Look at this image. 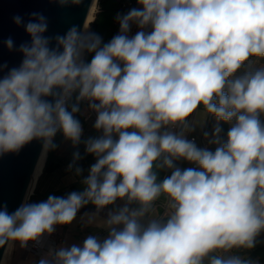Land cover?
I'll use <instances>...</instances> for the list:
<instances>
[{"label": "clouds", "instance_id": "clouds-1", "mask_svg": "<svg viewBox=\"0 0 264 264\" xmlns=\"http://www.w3.org/2000/svg\"><path fill=\"white\" fill-rule=\"evenodd\" d=\"M138 3L142 8L118 17L120 33L103 46L99 36L74 26L51 48V38L43 35L46 18L31 14L25 26L31 43L19 48L24 59L0 79V154L33 139L55 147L58 130L78 143V106L71 112L65 107L76 90L77 100L93 101L94 126L104 135L87 142L86 151L98 159L85 191L24 203L12 214L0 210V247L9 241L26 247L55 225L70 224L89 201L102 208L127 197L140 209L125 207L107 221L122 230L113 227L103 242L89 236L83 247L61 248L54 264H203L212 253L218 254L209 264H252L222 253L253 248L264 230V125L258 118L264 112V69L230 79L250 57H264V0ZM13 19L22 23L20 16ZM131 22L152 30L130 38ZM6 44L12 49L11 38ZM85 51L95 53L90 63L82 60ZM48 96L57 98L52 103L43 99ZM201 104L218 120L236 121L221 147L212 152L171 132L160 134L168 124L187 127ZM161 156L158 166L172 168L173 158H184L203 170L176 168L157 183L153 165ZM162 193L173 209L166 223L152 219L142 227L139 218Z\"/></svg>", "mask_w": 264, "mask_h": 264}, {"label": "crops", "instance_id": "crops-1", "mask_svg": "<svg viewBox=\"0 0 264 264\" xmlns=\"http://www.w3.org/2000/svg\"><path fill=\"white\" fill-rule=\"evenodd\" d=\"M84 55L85 52L82 55V60ZM260 69H264V57L253 56L250 57V59L246 61L243 66L235 74H233L232 77H230V79L242 77L246 73H252ZM70 95L66 98V100L70 97ZM91 103H93V101L84 103L82 100L81 110L79 112V115L76 117L82 127V134L79 142L73 143L71 139H67L66 137H64L58 148L55 149L51 154L47 166L46 156L44 166L37 176L33 187L34 190L32 194L34 195V199L32 203L40 202L48 198L49 196L54 195H62L61 197L67 198V195L72 192H83L86 190L87 185L84 183V180L90 174L91 166L94 165L98 159L94 153H89L86 151L87 142L90 139L101 138L104 135L103 129H97L94 126L97 120L98 113L90 107ZM202 109L204 115L202 118L203 121L200 123L198 137H200L201 135L207 117L206 111L203 107ZM258 118L261 124L264 125V112H261ZM235 122V119H233V121L231 122H228V129L226 133L223 134L221 129V122L217 120L212 121L209 134V139L212 142V145L208 149V151L214 152L216 150L215 141H217L220 136L228 140L227 133ZM194 127L195 120L193 122L192 132L194 130ZM217 127L220 128L219 133L215 132V129ZM134 130L136 129H128V131ZM159 131L160 134H163L164 132H170L169 128L166 125L163 126ZM113 139H118L117 133H113ZM195 145L197 148H201L199 141H197ZM162 164L163 156L155 161L153 165V172L156 174L157 183H161L165 178L170 177L172 172L177 168V164H173V167L169 168V171L165 175L167 167L158 166ZM189 168L190 161L184 159L179 169L183 171ZM77 169H80L81 171L77 173ZM202 170L203 169L199 168L197 171ZM166 196V194L162 193L156 200L162 201ZM88 203L93 207H80L76 213L75 218L70 224L55 225L54 232H52L51 234L44 233L36 241L27 242L26 247H21L19 241H12L10 244L11 248H8L6 254V264H39L42 259L49 260V257H51L50 253L52 249L56 248L57 251H59L61 248H71L73 245L83 247L84 238L89 236H93L100 242H103L102 237L110 233L113 227H115L117 230L123 228L122 224L109 225L107 223L111 215L119 213L125 207H127L130 211L139 210L141 207V205L137 201L129 203L127 197L117 198V200L113 204L104 206L102 208H98L91 201H89ZM149 212H147L143 217L139 218V223L142 225V227H147L148 223L152 219H156L161 223L164 222V220L168 219L166 217L162 218L161 209H156L151 213L148 221L147 218L149 216ZM256 239L264 240V233L257 235ZM34 244L39 245V249L37 251H33L31 249V245ZM55 253L52 256L53 262H49V264H54ZM217 254L218 253L210 254L209 257H206L204 259L203 264H209L210 259ZM222 254L225 256H238L243 259L247 255V248H233L229 252Z\"/></svg>", "mask_w": 264, "mask_h": 264}, {"label": "water", "instance_id": "water-1", "mask_svg": "<svg viewBox=\"0 0 264 264\" xmlns=\"http://www.w3.org/2000/svg\"><path fill=\"white\" fill-rule=\"evenodd\" d=\"M92 2L93 0H80L76 4L69 2L62 5L58 0H0V79L11 69L19 68L24 59L19 48L21 44L31 43V36L25 26L32 19V13L42 14L46 18L47 30L43 35L51 38L50 47L55 48V37L64 36L72 27L75 26L83 34ZM15 16L22 18L20 25L14 22ZM9 38L13 41L12 49L6 44ZM61 91L54 89L57 93ZM56 98L43 97L52 103ZM44 146L42 139H33L18 151L0 154V210L6 209L12 214L22 204L30 203L26 196ZM48 149L49 147L47 152ZM48 198L40 202H46ZM7 244L0 247V264Z\"/></svg>", "mask_w": 264, "mask_h": 264}, {"label": "trees", "instance_id": "trees-1", "mask_svg": "<svg viewBox=\"0 0 264 264\" xmlns=\"http://www.w3.org/2000/svg\"><path fill=\"white\" fill-rule=\"evenodd\" d=\"M122 3L123 0H98V11L94 15V20L89 25L88 35L95 34L99 36L101 38V46L110 42L114 36L120 33V21L118 17H122L129 12L128 9L122 8ZM94 55V52L85 51L83 61L85 63H90ZM78 94V90L72 92L70 97L65 101V107L69 112H71L73 105L78 106L79 110L73 113L75 119L79 115L82 107V100H77ZM220 122L221 129L224 134L228 129V121L220 120ZM64 137L65 136L62 130H58L56 135L53 137L52 144L55 145V147H49L46 166L51 154L58 148ZM83 206L88 208L93 207L89 203L84 204ZM262 233H264V230H261L259 234ZM243 259L251 261L252 264H264V240L255 238V246L251 249L247 248V255Z\"/></svg>", "mask_w": 264, "mask_h": 264}, {"label": "built area", "instance_id": "built-area-1", "mask_svg": "<svg viewBox=\"0 0 264 264\" xmlns=\"http://www.w3.org/2000/svg\"><path fill=\"white\" fill-rule=\"evenodd\" d=\"M97 2H98V0L96 1V10H95L94 15L96 14V12L98 10L97 9V7H98L97 6ZM122 8L128 9L130 11L131 9H134V8H136V9L142 8V5H140L138 3V0H123ZM90 23H89V25H90ZM151 30H152L151 26H147L144 29H141L135 22H131L130 23V31L128 32V36L131 38L138 31L151 32ZM88 32H89V26H88V30H87L85 35H87ZM88 101L89 100H87V99H83L84 103H87ZM95 102L99 103L98 101H95ZM203 108H204V110L207 113V117H206V121H205V124H204V127L202 129L200 137H196V136H194L192 134L194 116H195V112H196V110L198 108L191 114V116L187 117V127L184 124H182V123L168 124L166 126L169 128L171 133H173L175 135H178V136H182L184 139H186L188 141H191V142H194V144L197 141H199L200 142V147H201L200 149L208 150L211 147V145H212V142L209 139V134H210V130H211V123H212L213 120H217L219 122H220V120H218L217 117L214 114L207 112V110L204 107V105H203ZM217 141H219V142L218 143L216 142V144H215L216 148L221 147L223 144H225L227 142V140H225L222 136H220ZM183 160H184V158H173V164H177V168H180ZM190 168L198 170L200 168V166L196 162H191L190 161ZM168 171H169V168L167 167L166 171H165V175L167 174ZM156 209H161L162 218H164V217L168 218V216L173 211V209L171 208L169 197L166 196L165 199H163L162 201L155 200L153 202L152 209L150 210L149 216L147 218L148 221H149V217H150L151 213L154 210H156ZM119 230H122V229H119ZM108 236H109V233L107 235L103 236L102 237V241H104L106 238H108ZM86 238H88V237H85L84 241H85ZM55 245H54V247H55ZM31 249L33 251H37L39 249V245L38 244L31 245ZM56 251H57L56 248L51 250V253H50L51 257H49V260H48L50 263L53 262L52 256L54 255V253ZM4 264H6V260H5Z\"/></svg>", "mask_w": 264, "mask_h": 264}, {"label": "bare ground", "instance_id": "bare-ground-1", "mask_svg": "<svg viewBox=\"0 0 264 264\" xmlns=\"http://www.w3.org/2000/svg\"><path fill=\"white\" fill-rule=\"evenodd\" d=\"M96 1L97 0H93L92 2V5H91V8H90V11L88 13V16H87V19H86V22L84 24V29H83V34L85 35L87 30H88V26H89V23L93 20L94 18V13H95V10H96ZM93 17V18H92ZM92 19V20H91ZM46 153H47V148L44 146V149L41 153V156L38 160V163L36 165V169H35V172H34V176H33V179L31 181V184H30V187H29V190H28V194H27V200L28 202L30 201V197L33 193V187H34V184H35V181H36V178L37 176L39 175V173L41 172L43 166H44V163H45V159H46ZM12 241H9L8 244H7V248H6V251H5V254L3 256V259H2V262L1 264H4L5 262V258H6V254H7V251H8V248H9V244H11Z\"/></svg>", "mask_w": 264, "mask_h": 264}, {"label": "rangeland", "instance_id": "rangeland-1", "mask_svg": "<svg viewBox=\"0 0 264 264\" xmlns=\"http://www.w3.org/2000/svg\"><path fill=\"white\" fill-rule=\"evenodd\" d=\"M97 6H98V2H97ZM97 9H98V7H97ZM98 11V10H97ZM90 27V26H89ZM202 107H203V104H201L200 106H199V108L196 110V112H195V127H194V130H193V132H192V134L194 135V136H196V137H198L199 136V127H200V123L203 121V109H202ZM33 199H34V195L32 194L31 195V199H30V203H32L33 202ZM166 221L167 220H164V222H162V223H166Z\"/></svg>", "mask_w": 264, "mask_h": 264}]
</instances>
